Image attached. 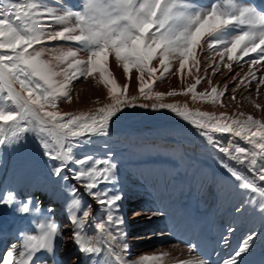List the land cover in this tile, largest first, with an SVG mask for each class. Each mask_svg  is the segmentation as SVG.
<instances>
[{
	"label": "snow or ice",
	"instance_id": "obj_1",
	"mask_svg": "<svg viewBox=\"0 0 264 264\" xmlns=\"http://www.w3.org/2000/svg\"><path fill=\"white\" fill-rule=\"evenodd\" d=\"M58 8H63L60 0H55L54 5L48 0L13 3L0 0V146L17 143L23 134L32 132L44 154L59 162L53 169L56 176H60L69 165L77 166L74 179L87 190L95 205L107 213L106 219L97 220L93 205L88 204L81 215L71 214L69 222L74 225L71 240L80 252L95 255L99 261L107 251L110 259L105 264H127L117 251L128 249L124 242L125 219L117 215L121 211L122 195L102 187L116 183L118 165L113 154L109 151L103 158L77 157L74 148L85 137L108 136L113 121L128 108L168 109L200 129L202 135L212 132L230 134L245 141L250 148L236 146L232 140L228 143L233 147L213 143L231 161L247 167L255 179L247 178L231 164L222 161L225 171L239 182L241 188L257 192L264 200V188L256 185L257 180L264 182V119L252 114L245 117L242 112L229 116L224 112L217 115L192 111L187 105L137 103L140 98L160 101L162 97L177 95L179 91L190 95L193 101L223 107L222 97L231 85L226 84L223 89L213 85L206 74L208 69L213 75L221 68L232 74L235 64L244 62L253 54L248 71L233 75V91L245 86L250 88L255 82L259 93L264 89V76L257 75V66L264 68V10H257L244 0H211L206 6L194 4L193 0H86L82 10H64L57 14ZM73 18L74 23L71 22ZM56 24L62 27H47ZM230 29L234 31L229 33ZM56 41L79 45L87 53L86 59L77 58V53L71 49L41 47L37 50V45ZM45 51H56L53 59L64 61L66 67L57 71L51 59L43 58ZM205 51L213 56L205 62L207 68L202 76L200 56ZM110 57H114L117 66H122L125 78L122 85L110 70ZM174 61L179 65L175 73L182 81L187 76L192 82L180 90L154 92L155 83L172 72ZM133 75L138 95L130 94ZM81 77L92 78L102 85L110 102L94 111L57 110L59 101L71 103L69 87ZM205 80L208 88L197 91ZM232 99H236L235 95ZM255 107L260 109L262 106L256 104ZM70 192L76 196L78 189L73 187ZM0 203L12 204L13 193L9 192ZM71 207L81 208L80 201L73 200ZM261 208L264 209V203ZM18 211L33 212L40 218L38 234L23 236L19 255L8 250L0 264H37V254L53 251L57 239L63 240V233L54 220L45 217L39 209L30 208V202L23 203ZM52 211L48 209L49 213ZM157 215L163 213L152 211L149 218ZM89 222L100 233L95 238L86 236L85 228ZM256 235L255 232L248 235L238 250L223 260V264H240V257L249 250ZM167 255H144L132 264H162Z\"/></svg>",
	"mask_w": 264,
	"mask_h": 264
},
{
	"label": "bare ground",
	"instance_id": "obj_2",
	"mask_svg": "<svg viewBox=\"0 0 264 264\" xmlns=\"http://www.w3.org/2000/svg\"><path fill=\"white\" fill-rule=\"evenodd\" d=\"M49 2L50 5L55 4V0H49ZM193 2L206 6L211 3V0H193ZM244 2L256 7L257 10H264V0H244ZM60 4L63 8H58L57 14L77 8L82 5V0H60ZM71 22H75L74 18ZM47 27L58 29L62 25ZM232 31L234 29H230L229 33ZM41 47L48 50L71 49L77 53L79 59H86L87 55L79 45L64 41L38 45L37 50ZM55 55H57L56 51H45L43 58L51 59L56 70L59 71L61 67H66V63L53 59ZM212 56L213 54L207 51L201 53L200 75H205L204 69L207 68L205 62ZM251 58H254V54ZM251 58H245L244 62L235 64L232 74H229L228 69L221 68L218 74L213 75L211 69H208L206 74L211 78L213 85L221 89L226 84L231 85L227 89V94L222 97L223 107L220 104L193 101L190 95L180 94L179 91L177 95L164 96L160 101L140 98L137 103L163 102L180 107L187 105L192 111L199 110L217 115L224 112L229 116L242 112L245 117L252 114L258 119H264V89L257 93L254 82L250 88L245 86L233 91L235 88V84L232 83L233 75L246 73ZM155 63L158 64V61ZM178 66V62L174 61L172 72L155 83L154 92L180 90L187 83L192 82L187 76L182 81L175 73ZM109 67L117 81L121 85L125 83L122 66L116 65L114 57H110ZM187 67L188 65L186 69ZM257 75L264 76V68L257 66ZM206 88H208L207 80L198 86L197 91H204ZM69 91L72 95L71 103L66 100L59 101L57 110L73 113L94 111L104 103L110 102L106 90L92 78L81 77L78 81H73ZM130 94L138 95L134 75L130 84ZM233 95L236 97L235 100L232 99ZM256 104L262 107L257 109ZM90 137L80 141L82 146L88 143ZM96 137L94 142L97 145L100 142L103 143L102 140L108 137L121 145L130 146L133 151L129 152L131 161L128 160L125 170L116 175L118 191L122 195L119 204L125 219L124 242L128 245L127 251L120 249L117 251L127 264H132V261L141 256L160 253H168L163 257L162 264H181V262L183 264H223V260L230 258V255L238 250L242 241L253 232L257 235L249 250L240 257V264H264V209L261 208L264 200L257 192L241 188L239 182L231 175L224 174L223 179H217L221 170L215 157L222 158L226 163L234 165L239 171L255 179L247 167L231 161L224 153L219 152L213 143L216 141L226 147H233L228 143L232 140L236 146L250 148L251 146L245 141L230 134L215 132L205 136L201 134L200 129L168 109L152 110L140 107L125 109L119 119L113 121L108 136ZM99 139L101 140L98 141ZM32 144L24 146L19 140L14 144L0 146V199L7 196L9 192L13 193L12 204L0 203V254L5 250L4 248L14 250L16 245L21 251L22 238L29 235V230L32 228L30 221L39 218H34L33 212L18 211L23 203H27L23 195L27 191H35L33 180L40 173L39 168L29 160L31 153L34 152ZM104 144L107 145L106 142ZM197 150L201 155L205 152L211 154L212 162H208L207 167L204 166L205 162L201 156L200 158L196 156ZM182 154H186L190 161L197 160L199 167L196 171L190 173L181 168L179 159ZM168 155L176 157L178 161L169 160ZM15 157H19V160L12 161ZM177 168L180 170L178 171ZM257 183L264 188V182L257 180ZM37 189L41 196L38 197L39 200L35 198L36 204L40 212L47 216L48 212L41 205L54 200L52 197L55 189L47 184ZM78 190H81L80 186ZM55 200L59 207L58 217L64 226L62 229L64 238L58 244L56 243L57 246L53 251L38 253L37 263L105 264L110 259L107 251L98 261L95 255L90 256L80 252L77 245L72 242L71 230L74 225L69 222V218L76 211L67 208L73 201L71 196L63 192L57 195ZM92 205L98 220L102 211L96 209L95 202ZM132 205H135V209L128 213L127 208ZM152 211L162 212L163 215L149 218ZM25 220L27 224L24 223ZM229 229L232 231L229 232ZM85 232L89 238L100 235L91 222L87 224ZM130 246L134 249L131 252H129ZM201 247L214 250L211 256L212 262L205 260L203 254L199 253ZM69 258V263H66Z\"/></svg>",
	"mask_w": 264,
	"mask_h": 264
},
{
	"label": "rangeland",
	"instance_id": "obj_3",
	"mask_svg": "<svg viewBox=\"0 0 264 264\" xmlns=\"http://www.w3.org/2000/svg\"><path fill=\"white\" fill-rule=\"evenodd\" d=\"M4 2L5 3H13V2H22V0H4ZM48 3L50 4L49 0H48ZM84 3H86V0H82V5H79L77 8L73 9L72 11L82 10ZM250 97H253V96H250ZM259 100L260 99H258V101ZM89 137H85L84 139L89 138ZM95 137L96 136H91L90 137L91 140L88 139V143L86 145L82 146V144L79 143V146L74 148V154L77 157H82L84 155H92V156L97 157V158H103L110 151L113 154L114 162L118 165L117 174L119 172H121V171H124L126 166H127L128 160L131 161L129 159V154H130L129 152H131V153L133 152L131 150V147L128 146V145H121V143H119V142H114L115 141L114 139H108V137H106L105 139L102 140L103 143L100 142L97 145V143L94 142ZM100 140L101 139H99L98 141H100ZM20 141H21V143L24 146L33 143L32 146H33L34 152L31 153V157L29 158V160L33 161V163L39 168V171L41 170V173H39L36 176V178L33 180V183H34L33 186L35 188V191H30V192L27 191L23 195L24 199L26 200V202L27 203L30 202V208L32 207V209H39V207L37 206L36 203H37V200H39L38 197H40L41 194H40V191H38L37 188L47 184L49 186H52L55 189V194L60 195L61 193L65 192V193H67V194H69L71 196L72 200H79L80 204H81V208L77 209V208L71 207L72 203L68 204L67 208L75 209L76 215H78V216L81 215L82 214V210L86 209V206L88 204H92L94 201L91 199V197H90L89 193L87 192V190H85L83 187H81V183L74 179V169L77 166L76 165H70L68 168H66L62 172V174L60 176H56L54 174L53 169H54L55 166L58 165L59 162L50 160L44 154V150H43L41 144L39 143V141H38V139H37V137H36V135L34 133L28 132V133L23 134V136L21 137ZM89 141H91V143ZM104 142H106L107 145L104 144ZM196 156L199 157V158L201 156V158L205 162V164H204L205 167L208 166L207 165L208 162H212V160H211L212 156H211L210 153L205 152V153H203V155H201L199 153V151L197 150L196 151ZM167 157L171 161H174V162L178 161L176 157L173 158L171 155H168ZM18 158H16V157L12 158V161H17V160H19ZM215 158H216L217 163L220 166V170H221L220 173L217 176V179H219V180L223 179L224 174L230 175L221 166V162L222 161L225 162V161L222 158H220V157H215ZM179 162H180L181 168L188 170L190 173L196 171L197 168L199 167V163L197 162V160L196 159H192L190 161L189 157L186 154H182L181 155V159H179ZM90 166L91 165H88L87 167H90ZM232 166L235 167L234 165H232ZM177 170L179 171L180 168H177ZM239 172L242 175L246 176L247 178L253 179L247 173L241 172V171H239ZM256 185H257V187H260L259 184L257 183V181H256ZM79 186L81 187V190H78V194L74 197L71 194L70 189L73 188V187L79 189ZM102 187L106 188V189H110L111 191L121 195V192L118 191V185L116 183H114V184H106V185H103ZM125 189H126V185H125ZM55 194L52 197L54 199L53 201H48L46 203H42L41 207L43 209H45L47 212H48L49 208L53 209V211L51 213L48 212V215L45 216V217H47L48 219L54 220L55 223L58 225L60 231L63 233L62 229L64 228V226H63V223L60 221V219L58 217L59 207H58V204L55 202L56 201L55 199L57 197V195H55ZM35 198L37 200H35ZM134 207H135V205H132V207L129 206L127 208V212L130 213L133 209H135ZM96 209L100 210V208L98 206H96ZM106 215H107V213L102 211V215L98 218V220L106 219ZM117 215H122L124 217V213H123L122 210L119 213H117ZM33 217L37 218L38 216L33 214ZM126 218L128 219L129 215L126 216ZM24 223L27 224L26 220L24 221ZM39 223H40V218H37L36 220L30 221V224H32V228L29 230L30 231L29 235L38 234V225H39ZM60 241L61 240L58 238L56 243L58 244ZM56 246H55V248H56ZM16 247H17V249H16ZM16 247L14 248V251H15V254L18 256L20 251H19L18 245H16ZM4 249H5V251L9 250V248H4ZM132 250H134V249H133L132 246H130V251L129 252H131ZM2 257H3V255H2ZM69 261H70V258L66 260V263H69Z\"/></svg>",
	"mask_w": 264,
	"mask_h": 264
}]
</instances>
